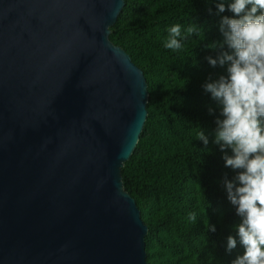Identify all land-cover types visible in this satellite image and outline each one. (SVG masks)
Instances as JSON below:
<instances>
[{
  "label": "water",
  "instance_id": "1",
  "mask_svg": "<svg viewBox=\"0 0 264 264\" xmlns=\"http://www.w3.org/2000/svg\"><path fill=\"white\" fill-rule=\"evenodd\" d=\"M124 0H0V264H150L121 168L147 116Z\"/></svg>",
  "mask_w": 264,
  "mask_h": 264
},
{
  "label": "trees",
  "instance_id": "2",
  "mask_svg": "<svg viewBox=\"0 0 264 264\" xmlns=\"http://www.w3.org/2000/svg\"><path fill=\"white\" fill-rule=\"evenodd\" d=\"M147 82L123 186L150 264H264V0H124Z\"/></svg>",
  "mask_w": 264,
  "mask_h": 264
}]
</instances>
